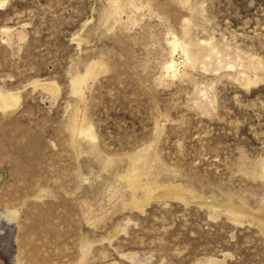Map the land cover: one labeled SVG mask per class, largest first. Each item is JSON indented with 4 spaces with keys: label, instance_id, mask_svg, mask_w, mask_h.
Returning <instances> with one entry per match:
<instances>
[{
    "label": "rangeland",
    "instance_id": "obj_1",
    "mask_svg": "<svg viewBox=\"0 0 264 264\" xmlns=\"http://www.w3.org/2000/svg\"><path fill=\"white\" fill-rule=\"evenodd\" d=\"M0 92V264H264V0H6Z\"/></svg>",
    "mask_w": 264,
    "mask_h": 264
},
{
    "label": "bare ground",
    "instance_id": "obj_2",
    "mask_svg": "<svg viewBox=\"0 0 264 264\" xmlns=\"http://www.w3.org/2000/svg\"><path fill=\"white\" fill-rule=\"evenodd\" d=\"M129 1H131V0H129ZM5 4H6V0H3V1L0 2V10L4 7ZM5 30H3V32H5ZM6 32H7V30H6ZM168 44H169V47L171 49V53L170 54H172V56H171L170 60L164 64L163 70H164V72H165V74L167 76H171V77H174L176 72H177V69H176L177 68V64H176V62L173 59V56H174V54L176 53L177 50H180L181 53L183 55H185V57L189 56V57L192 58V60H196V61L198 60L199 54L202 51L197 46L190 47L189 49H187L186 47L182 46L175 37H172L171 40L168 42ZM90 69H91V66L88 67L86 69V71L82 75L76 76L74 79H72V81H71V86L72 87L71 88L74 91V93H79L80 94L81 85H82V83L85 82L87 76L90 74V72H91ZM54 85H55L54 83H49V82L47 84H43L44 88H46L47 90L50 89L53 92H55L56 87ZM0 102H1V106H0V110L1 111L5 110V109L12 108V107L15 106V104L17 102V95L16 94H11V93H1L0 92ZM70 130L75 135H80V134L83 133L81 130H77L76 128L74 129L73 127H71ZM135 160H136V158H135ZM138 160H136V162ZM140 160H141V158H140ZM130 183H131V186H133V187L136 186V181L134 179L133 180L131 179ZM127 184H128V182H127ZM0 217H1V219H4V220H10L11 219V216L9 214H0ZM210 263L211 264H223V262L217 261V260H214V259H211Z\"/></svg>",
    "mask_w": 264,
    "mask_h": 264
}]
</instances>
